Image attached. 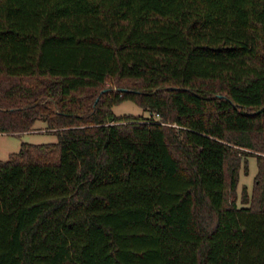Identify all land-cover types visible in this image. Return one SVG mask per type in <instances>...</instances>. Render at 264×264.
Instances as JSON below:
<instances>
[{
	"label": "trees",
	"instance_id": "16d2710c",
	"mask_svg": "<svg viewBox=\"0 0 264 264\" xmlns=\"http://www.w3.org/2000/svg\"><path fill=\"white\" fill-rule=\"evenodd\" d=\"M38 120L0 264H264V0H0V134Z\"/></svg>",
	"mask_w": 264,
	"mask_h": 264
},
{
	"label": "rangeland",
	"instance_id": "374dc122",
	"mask_svg": "<svg viewBox=\"0 0 264 264\" xmlns=\"http://www.w3.org/2000/svg\"><path fill=\"white\" fill-rule=\"evenodd\" d=\"M106 85L111 86L108 81ZM112 111L117 116H144L149 114L144 112L137 103L131 100H124L112 106ZM44 121L38 120L30 133H24L16 136L0 134V160H6L10 154L17 153L22 143L43 144L56 142V136L51 130L46 128ZM246 160V161H245ZM257 173L256 160L253 156H247L242 160L239 171V181L237 186V205L241 206V195L245 188L250 194Z\"/></svg>",
	"mask_w": 264,
	"mask_h": 264
},
{
	"label": "crops",
	"instance_id": "0c3cea01",
	"mask_svg": "<svg viewBox=\"0 0 264 264\" xmlns=\"http://www.w3.org/2000/svg\"><path fill=\"white\" fill-rule=\"evenodd\" d=\"M36 122H37V121H36ZM36 122H35V123H36ZM44 124H45V123H44Z\"/></svg>",
	"mask_w": 264,
	"mask_h": 264
}]
</instances>
